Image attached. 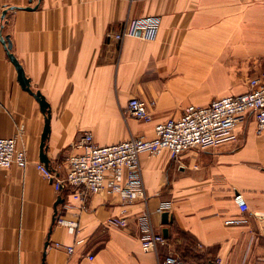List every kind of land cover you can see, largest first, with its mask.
<instances>
[{"label": "crops", "instance_id": "crops-1", "mask_svg": "<svg viewBox=\"0 0 264 264\" xmlns=\"http://www.w3.org/2000/svg\"><path fill=\"white\" fill-rule=\"evenodd\" d=\"M145 16L160 19L153 40L112 37L125 20ZM5 37L32 93L18 81ZM262 73L264 0H0V138L16 137L28 159L24 169H0V264L264 259V131L257 133L251 115L234 141L216 148L175 159L167 150L141 154L143 188L131 203L105 189L83 203L67 197L76 233L52 222L62 196L37 168L46 116L33 95L40 92L49 105L45 154L51 172L63 176L66 158L82 152L84 132L99 146L150 139L155 124L244 93ZM133 98L145 102L151 122L124 115ZM146 212L165 239L156 252L141 247L138 218ZM112 217L126 218L128 226L110 225ZM76 239L82 245L67 253L63 246Z\"/></svg>", "mask_w": 264, "mask_h": 264}, {"label": "built area", "instance_id": "built-area-1", "mask_svg": "<svg viewBox=\"0 0 264 264\" xmlns=\"http://www.w3.org/2000/svg\"><path fill=\"white\" fill-rule=\"evenodd\" d=\"M159 24L160 19L156 16L127 19L121 30L112 37L118 41L136 36L153 40ZM248 85L249 89L244 93L215 99L206 107L189 106L179 118L155 124L154 137L150 139L144 136L130 137L116 144L99 146L94 142L91 132H84L79 142L82 152L66 158L63 176L48 171L41 163L37 164V168L53 182L57 192L67 191V196L75 202L83 203L89 195L105 189L108 194L117 195L124 202L131 203L143 188L141 154L156 155L167 150L175 159L188 150L216 148L236 139V128L247 115L253 117L257 133L264 131V73L250 79ZM124 115L141 122L152 121L145 102L137 98L129 100ZM27 165L26 150L17 146V138H0V169L12 166L24 169ZM234 201L242 212L247 211L248 207L240 194L234 196ZM68 206L63 203V211L59 213L58 210L56 224L77 233L79 221L76 216L67 217ZM109 224L126 228L128 221L123 217H112ZM138 225L142 249L144 252H156L158 246L165 243V239L161 233L154 232L150 214L142 213ZM80 245L82 240L76 239L71 246L63 248L71 254ZM88 258L93 259L92 256ZM159 264L182 263L175 256H167ZM252 264H264V259Z\"/></svg>", "mask_w": 264, "mask_h": 264}, {"label": "water", "instance_id": "water-1", "mask_svg": "<svg viewBox=\"0 0 264 264\" xmlns=\"http://www.w3.org/2000/svg\"><path fill=\"white\" fill-rule=\"evenodd\" d=\"M4 15V14H3ZM3 43L5 44V47L8 51V57L11 60V62L13 63V65L16 68L17 71V77H18V81L21 84V86L27 90L28 92L32 93L30 90V84H29V80L25 77L24 72L22 67L20 66V64L18 63V61L16 60V58L10 53V42L9 39L7 37L3 38ZM35 99L38 101L41 112L46 116L45 117V126H44V131L42 134V138H41V144H40V163L44 165V167L48 170V171H52V169L50 168V161L47 158L46 154H45V150H46V140L48 139V135L50 132V128H49V117H50V110H49V105L46 102L45 98L41 95L40 92H35L33 93ZM63 203V198L58 196L55 204H54V216H53V224H55L56 222V218H57V214H58V205ZM162 223L168 224V214L165 212L162 214Z\"/></svg>", "mask_w": 264, "mask_h": 264}, {"label": "rangeland", "instance_id": "rangeland-1", "mask_svg": "<svg viewBox=\"0 0 264 264\" xmlns=\"http://www.w3.org/2000/svg\"><path fill=\"white\" fill-rule=\"evenodd\" d=\"M54 187V186H53ZM54 190H55V188H54ZM56 191V190H55ZM57 192V191H56ZM59 195H61L62 196V198L64 199V201L66 200V198L68 197L65 193H59V192H57ZM63 203H65V202H63ZM62 206H63V204H62ZM62 206H59L58 207V210H59V213L60 212H62L63 211V207ZM55 224H56V222H55Z\"/></svg>", "mask_w": 264, "mask_h": 264}, {"label": "bare ground", "instance_id": "bare-ground-1", "mask_svg": "<svg viewBox=\"0 0 264 264\" xmlns=\"http://www.w3.org/2000/svg\"><path fill=\"white\" fill-rule=\"evenodd\" d=\"M61 192V191H60Z\"/></svg>", "mask_w": 264, "mask_h": 264}]
</instances>
